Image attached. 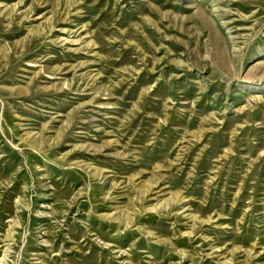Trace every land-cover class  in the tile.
<instances>
[{"label":"rangeland","instance_id":"rangeland-1","mask_svg":"<svg viewBox=\"0 0 264 264\" xmlns=\"http://www.w3.org/2000/svg\"><path fill=\"white\" fill-rule=\"evenodd\" d=\"M0 264H264V0H0Z\"/></svg>","mask_w":264,"mask_h":264}]
</instances>
